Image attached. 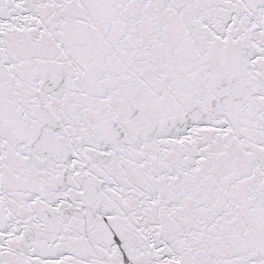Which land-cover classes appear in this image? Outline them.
<instances>
[{"label": "snow or ice", "instance_id": "6c2138e0", "mask_svg": "<svg viewBox=\"0 0 264 264\" xmlns=\"http://www.w3.org/2000/svg\"><path fill=\"white\" fill-rule=\"evenodd\" d=\"M0 264H264V0H0Z\"/></svg>", "mask_w": 264, "mask_h": 264}]
</instances>
